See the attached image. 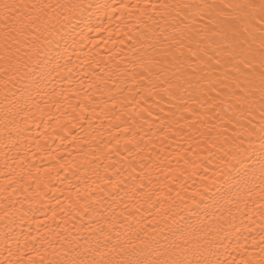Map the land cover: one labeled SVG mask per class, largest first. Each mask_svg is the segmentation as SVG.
Instances as JSON below:
<instances>
[{
	"label": "snow or ice",
	"instance_id": "6c2138e0",
	"mask_svg": "<svg viewBox=\"0 0 264 264\" xmlns=\"http://www.w3.org/2000/svg\"><path fill=\"white\" fill-rule=\"evenodd\" d=\"M0 264H264V0H0Z\"/></svg>",
	"mask_w": 264,
	"mask_h": 264
}]
</instances>
